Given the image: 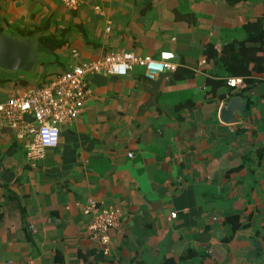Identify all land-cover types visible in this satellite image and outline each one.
<instances>
[{"label": "crops", "instance_id": "1", "mask_svg": "<svg viewBox=\"0 0 264 264\" xmlns=\"http://www.w3.org/2000/svg\"><path fill=\"white\" fill-rule=\"evenodd\" d=\"M96 2L0 0V27L35 50L30 69L0 67V100L108 50H172L175 68L87 74L83 108L39 160L0 122V264H264V57L231 74L204 54L257 20L264 50V0H104L103 14ZM231 97L243 111L224 120ZM89 195L123 211L107 255L75 203Z\"/></svg>", "mask_w": 264, "mask_h": 264}, {"label": "built area", "instance_id": "2", "mask_svg": "<svg viewBox=\"0 0 264 264\" xmlns=\"http://www.w3.org/2000/svg\"><path fill=\"white\" fill-rule=\"evenodd\" d=\"M69 8H76L82 0H61ZM94 3V10L103 14L102 2ZM110 29L109 23L105 30ZM73 54L77 56L78 50ZM175 53L163 49L158 56L137 54L132 50H108L103 55L82 62H74L53 79L42 84H33L18 94L7 96L0 100V122L6 123L14 130L17 139L29 158L39 160L44 157L48 146H55L59 141L60 124L75 118L83 108L84 100L89 94L86 75L96 72L104 74H126L134 64L144 67L145 74L153 79L167 70H173ZM202 62L205 61L203 58ZM231 86L243 83L241 76L229 77ZM31 114L32 120L26 115ZM132 156V151H128ZM85 214L90 215L87 230L96 239L101 252H110V230L115 227L122 214V209L116 205H101L93 196L75 201ZM175 216V212L171 213ZM31 264V261L24 263Z\"/></svg>", "mask_w": 264, "mask_h": 264}, {"label": "trees", "instance_id": "3", "mask_svg": "<svg viewBox=\"0 0 264 264\" xmlns=\"http://www.w3.org/2000/svg\"><path fill=\"white\" fill-rule=\"evenodd\" d=\"M246 37L242 40L237 41L236 45L228 43L222 46L221 52L217 53L213 48L212 43H208L205 46L204 54L207 58L214 57L216 62H221L224 67L231 69V74L250 72L251 69L258 70L262 67V61L264 57V50L261 48V41L263 35V28L260 20L245 24ZM21 34L29 35L32 34V30H20ZM38 39L43 42L57 41L59 39L56 36L41 35ZM257 45H246V42H256ZM249 51H251L249 53ZM249 53V54H248ZM227 54V55H226ZM240 63L242 65H240ZM249 63V64H248ZM248 65L250 68H248ZM208 83L212 86V91L218 85L225 84L223 79H212L208 78ZM230 91V88H229ZM224 94H222L223 96Z\"/></svg>", "mask_w": 264, "mask_h": 264}, {"label": "water", "instance_id": "4", "mask_svg": "<svg viewBox=\"0 0 264 264\" xmlns=\"http://www.w3.org/2000/svg\"><path fill=\"white\" fill-rule=\"evenodd\" d=\"M35 59L34 39L15 36L0 27V67L6 69H30ZM237 97H231L220 108V117L226 120L232 111H243V103L236 106ZM233 117V116H232Z\"/></svg>", "mask_w": 264, "mask_h": 264}]
</instances>
